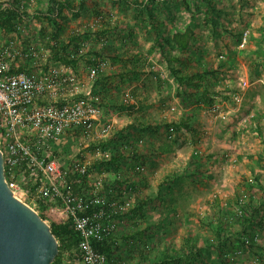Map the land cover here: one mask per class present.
Returning a JSON list of instances; mask_svg holds the SVG:
<instances>
[{"label": "rangeland", "instance_id": "374dc122", "mask_svg": "<svg viewBox=\"0 0 264 264\" xmlns=\"http://www.w3.org/2000/svg\"><path fill=\"white\" fill-rule=\"evenodd\" d=\"M182 1L164 0L153 7L164 21V39L187 27L193 29L192 44L186 50L162 38L164 46L159 47L158 33L145 8L124 0H84V8H78L81 0H70L74 10H64L60 32L46 17L49 0H0V6L12 4L23 11L13 27L0 24V42L13 41L25 54L15 60L14 67L45 70L59 66L51 58L50 46L57 39L69 42L72 35L80 36L78 47L73 42L68 50H77L76 68L65 67L85 83L87 96L97 104L98 117L88 135L71 131L49 150L51 179L65 186L74 182L69 174L87 175L86 183L75 192L78 196L96 192L107 199L126 198L127 210L138 195L152 197L146 217L129 214L118 219L114 235L120 248L105 264L119 254L122 264H150L166 245L172 253L181 251L189 231L192 235L199 232L209 243L200 256L169 264H221L223 257L209 246L215 231L206 217L213 215V201L220 199L223 212L241 229L234 218L241 208L236 199L247 201L250 191L264 197V180L257 178L264 179V0H211L212 6L205 0H191L188 5ZM105 28L110 32L102 34ZM121 50L125 56L113 62L111 56L120 55ZM138 50L143 54L136 60L133 55ZM129 56L143 69L138 79L127 80L115 73ZM94 57L97 65L89 62ZM93 66L99 68L95 78L89 75ZM173 67L213 70L214 74L205 75L212 102L207 105L192 99L195 88L181 85ZM129 101L133 109L127 108ZM190 115V128L177 133L166 127ZM130 124L134 126L128 128ZM107 125L110 128L105 131ZM109 139L112 142L105 147L100 144ZM0 141L4 148L6 142ZM168 145L171 150L165 152ZM118 152L124 157L118 165L110 163ZM97 161L101 162L93 166ZM77 162L85 167L84 174L71 172ZM18 171L17 180L25 190L19 196L40 210L30 191L31 182L24 184L25 172ZM170 173L177 178L164 182ZM76 179L82 182L81 177ZM149 222L154 226L143 237L122 236L145 229ZM248 229L255 239L248 237L245 245L228 251L226 259L232 264H264V205L258 221ZM148 244L153 245L151 258L142 259L139 251ZM74 251H63L64 263L84 264Z\"/></svg>", "mask_w": 264, "mask_h": 264}, {"label": "built area", "instance_id": "2783aa9c", "mask_svg": "<svg viewBox=\"0 0 264 264\" xmlns=\"http://www.w3.org/2000/svg\"><path fill=\"white\" fill-rule=\"evenodd\" d=\"M23 56V50L13 41L0 42V139L6 142L0 149L6 179L21 198L19 194H25V190L12 178L18 167L25 165L28 174L24 171L23 183L33 185L38 181L33 193L36 202L44 200L57 219L67 221L76 231L78 257L84 264H105L106 255L92 242L115 233L120 218L117 214L127 210V199H107L96 192L78 196L70 185L63 186L51 179L52 168L47 164L49 150L62 142L67 133L91 132L98 117L97 104L87 96L85 83L74 72L67 71L64 64L45 70L26 67L13 71V63ZM98 71L93 66L90 77L95 78ZM109 128L107 125L105 131ZM72 168L75 171L71 172L85 173L80 162L73 163ZM89 206L96 209L83 213Z\"/></svg>", "mask_w": 264, "mask_h": 264}, {"label": "trees", "instance_id": "16d2710c", "mask_svg": "<svg viewBox=\"0 0 264 264\" xmlns=\"http://www.w3.org/2000/svg\"><path fill=\"white\" fill-rule=\"evenodd\" d=\"M126 1L127 4L132 5L133 7L136 8H145L146 12L148 13V18L151 26L153 27L154 30L158 33L157 35V44L159 47H163V42L160 40L161 38L165 40V42H171L173 45L180 49H188L191 47L192 44V38L194 37V31L190 27H187L185 31H176L174 33H171L170 38L164 39L165 35H163V31L165 30L164 28V21L158 19L157 15L154 12V7L153 4L156 2H161L164 0H124ZM189 1L191 0H183L182 4L183 5H188ZM207 2V5L212 6L211 0H205ZM49 8L46 13V17L49 21V23L56 29V31L60 32L63 30L64 25L62 24L61 20L65 19L64 15V10L65 9H73V5L70 2V0H49ZM85 2L84 0H81L80 5L78 8H84ZM74 10V9H73ZM216 10L215 8H212V11ZM23 14V11L19 9V7L15 5H7V6H0V24L2 26H14L13 21L15 18L21 16ZM215 23V19H211ZM110 30L108 28H105L102 31V34L108 33ZM80 36L78 35H72L69 39V42H65L64 40H56V42L50 46L51 48V58L59 62L60 64H64L66 66H71L72 68H76L77 62L79 60V57L76 56L77 50L75 51H70V43H75V47H78ZM134 46H132L133 48ZM75 48V49H76ZM131 48V47H129ZM141 51L138 50L137 53H135L133 56L137 55L136 60H138L143 53H140ZM119 54L115 56H111L113 59V62H118L123 56H125V51H118ZM96 55L99 56L98 53H95ZM139 57V58H138ZM133 57H127V64H123V67L119 68V72H115L117 76H121L124 79L127 80H133V79H138L139 77V72L143 71V69H139V64L136 62L132 61ZM175 60H179L176 56H174ZM89 62L91 64H98V58L94 59H89ZM29 66L27 65H21L20 67H14L12 66L13 71H22L24 68ZM123 69V71H122ZM172 72L175 74L176 78L180 82L181 85L183 86H190V88H195V91L191 94L192 99H195V101L198 103L203 102L204 104H210L213 100V97L211 96V90L212 88L209 87L208 83H206L207 76L209 74H214L213 70H209L208 67H205V69H201V71H188L184 69L183 67L179 68H171ZM122 71V72H121ZM98 81L100 82L102 77L98 76ZM202 83H205L206 85L201 88ZM103 85V84H101ZM103 87V86H102ZM97 96V95H95ZM135 107L134 103H131L130 101L127 103V108L133 109ZM192 116H188L184 118L182 121L178 123H167L166 127L173 128L177 133L183 128H190L189 125V120H191ZM134 124H130L127 127L132 128ZM76 132H80V130H76ZM75 132V133H76ZM110 142H112L111 139L106 140V141H101L102 146L108 145ZM165 152H168L171 150L170 145L164 148ZM124 155L122 152L116 153L114 156L111 157L110 163H115V165H118V161L123 158ZM50 159H47V164L51 165L49 163ZM101 161H97L94 163L93 166H97ZM19 169L16 170L15 177L12 179L14 181H18V170H27V167L25 165H21L18 167ZM28 170L26 171V174ZM89 170H87L86 174H88ZM81 177L82 182H75V179L77 177ZM77 174H69V180L73 183L70 184V186L73 188L75 192L79 191V188L82 184L86 183V176L82 177L81 175ZM177 178V175L170 173L167 175L165 178L168 181H174ZM259 181L264 180L260 177H257ZM120 185H123V182H120ZM259 184V182L257 181ZM28 184V183H27ZM38 184V181L36 184H31L30 185V191L35 193L36 186ZM164 184V183H163ZM108 187L109 185L105 183ZM25 187V186H24ZM162 187V185H161ZM120 196V195H119ZM152 200L151 196H145V197H140V195L137 196L136 198V203L132 206L129 207V209L122 214H117L118 217L122 216H127L129 214H132L134 218H140V217H146L145 216V211L146 208L149 204V202ZM237 204H241L240 212L236 214L237 221L241 225V229H238L237 227H234V222L232 221L233 219L228 217L222 210L221 207V200L220 199H215L213 201V206H214V211L213 215L210 217H206L208 226L215 231V237L213 238V242L209 244V246L214 247L217 252L219 253V256H222L223 258L221 259V264H232L233 261L231 259L227 260L226 257L228 255V251L232 248L233 250L238 249L240 246L245 245L246 243V238L250 237V240H254L255 237L251 235L250 229H248V226L252 225L254 222L258 221V217L261 216V209L263 208L264 205V197L262 196H257L256 194L252 193L250 191V195L248 196L247 201L245 202H239V198L236 199L235 201ZM40 210H37L41 217L43 219H47L48 217L51 219L50 222V227L53 232V234L56 236L58 243H59V252L54 261L51 264H65L62 256H63V251L64 250H69L73 251L76 249L78 245V235L74 228L71 226L70 223H68L65 220L57 219L55 215L52 213V209L49 208V204H47L44 200H38ZM95 206H89L84 210L83 213L89 214L93 210H95ZM165 219V218H164ZM152 226H154V223L149 222L146 226L145 229L140 230L136 229L133 233H124L122 236L126 239H131L135 238L138 235V238L143 237L147 231H149ZM116 235V234H115ZM114 234L108 235L105 239L103 240H93L92 244L93 246L100 252L104 253L106 257L111 260L113 257V254L115 250H118L120 247L118 242L116 241V236ZM238 235V236H237ZM237 236V237H236ZM205 237V236H204ZM199 234V232H194L192 235V232L189 231L188 236L186 237V241L184 245L181 246V251H175L172 253L168 245H166L165 249H163L160 252V255H158V259L155 260V257L152 259L153 261L150 264H169L171 261H177L181 262L185 260L186 258H196L197 256H200L201 251L204 249V246H207V241L206 238H204ZM153 245L148 244L147 246L144 245L143 248L140 249L139 254L140 258L142 259H150L151 258V252H152V247ZM75 253V251H74ZM184 256V257H183ZM122 256L119 254L115 260L111 261V264H122L121 263Z\"/></svg>", "mask_w": 264, "mask_h": 264}, {"label": "water", "instance_id": "95a60500", "mask_svg": "<svg viewBox=\"0 0 264 264\" xmlns=\"http://www.w3.org/2000/svg\"><path fill=\"white\" fill-rule=\"evenodd\" d=\"M58 252L50 224L9 186L0 149V264H51Z\"/></svg>", "mask_w": 264, "mask_h": 264}]
</instances>
